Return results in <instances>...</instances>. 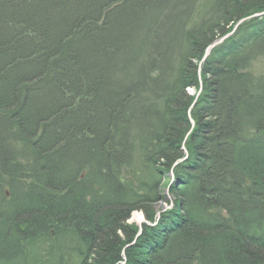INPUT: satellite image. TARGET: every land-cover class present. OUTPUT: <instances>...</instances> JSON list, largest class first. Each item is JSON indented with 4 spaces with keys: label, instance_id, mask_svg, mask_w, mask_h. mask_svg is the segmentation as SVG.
I'll return each mask as SVG.
<instances>
[{
    "label": "trees",
    "instance_id": "obj_1",
    "mask_svg": "<svg viewBox=\"0 0 264 264\" xmlns=\"http://www.w3.org/2000/svg\"><path fill=\"white\" fill-rule=\"evenodd\" d=\"M263 10L0 0V264H264Z\"/></svg>",
    "mask_w": 264,
    "mask_h": 264
},
{
    "label": "rangeland",
    "instance_id": "obj_2",
    "mask_svg": "<svg viewBox=\"0 0 264 264\" xmlns=\"http://www.w3.org/2000/svg\"><path fill=\"white\" fill-rule=\"evenodd\" d=\"M244 1H249V0H244ZM197 14V13H196ZM254 17H258V16H256V15H252V18H254ZM244 19V18H243ZM249 20H251V18H248L247 20H244V21H242L241 23H243V22H247V21H249ZM241 21V20H240ZM240 21L235 25V27H234V29L232 30V32L233 33H235L236 32V29L238 28V24L240 23ZM240 23V24H241ZM238 25V26H237ZM232 33V34H233ZM232 34H230V36L232 35ZM230 36L228 37V38H230ZM205 55H206V53H205ZM250 71H251V73H253L254 75H255V77H260V76H264V55L263 56H259V57H257L256 59H254V60H252V65H251V68H250ZM201 90H202V88L200 89V91H199V93H198V91H196V89H194V88H189L188 89V92L190 93V95H192V96H195V97H199L200 96V93H201ZM199 94V95H198ZM196 101H198V99L196 100ZM195 105V104H194ZM193 106V105H192ZM192 106L190 107L191 109H192V111H191V113L193 112V108H192ZM190 117H191V120H192V123H193V126L195 125V119L193 118V116L190 114ZM193 126L191 127V129H190V131H189V133H188V135L190 136L191 135V133H192V128H193ZM173 169V168H172ZM170 174V176L172 177V179H173V177H174V174H173V172H172V170H171V172L169 173ZM169 187H167L166 188V190H165V195L167 196V200L166 201H161L160 202V205L158 206L159 208H158V210H160V211H158V216L161 214V209H168L169 207H168V204L170 203V202H168V199H169V201H172L173 199H175L174 198V196H171L170 195V193H169V189H168ZM6 191H8L7 189H6ZM134 213H139V214H141L142 215V217H141V219L143 220V221H141V225L139 226L138 224V226L139 227H142L145 223H148V224H151L150 223V221H148V219L146 218V216H145V214H144V212L143 211H136V212H134ZM133 213V214H134ZM133 214H131V216L129 217V221H128V223H132V224H136L135 222H133L132 220H131V217H132V215ZM143 215H144V217H143Z\"/></svg>",
    "mask_w": 264,
    "mask_h": 264
},
{
    "label": "bare ground",
    "instance_id": "obj_3",
    "mask_svg": "<svg viewBox=\"0 0 264 264\" xmlns=\"http://www.w3.org/2000/svg\"><path fill=\"white\" fill-rule=\"evenodd\" d=\"M253 14L256 15V16H258V17H261L262 15H264V10L261 11V12L253 13ZM253 14H252V15H253ZM252 15H250L249 17H244V19L247 20L248 18H252ZM242 19H243V18H241V20H242ZM227 35H229V34H227ZM227 35L220 36L218 39H215L214 41H212L211 43H209L208 46H206V50H205L206 55H205L204 58H203L204 60H206V59L209 57V55L211 54L210 52H211L214 48H216L217 46H219V44L223 43V42L228 38ZM208 51H209V52H208ZM257 84H259L261 87H264V80L257 81ZM259 91H260V89H259ZM259 94H261V96H264V90H261ZM198 95H199V94H198ZM198 98H199V97L197 96L196 99H195V101H194V103H193V105L197 102L196 100H197ZM192 107H193V106H192ZM191 111H192V109H190V111H189L190 114H191ZM192 125H193V123H192ZM188 137H189V135L186 136V138L184 139L183 145L181 146V149H182L183 152H185V153H189L188 150H187V146H186ZM186 157H187V156H186ZM186 157H182L181 160H179V161L176 162V163H177V164H178L179 162L181 163V161L184 160ZM8 193H9V192H8ZM136 211H138V210H135L134 212H136ZM141 211H142V210H141ZM134 212H133V213H134ZM141 217H142L141 214H139V213H134V214L132 215V217H131V220L140 226V225H141V221H143V220L141 219ZM143 217H144V215H143Z\"/></svg>",
    "mask_w": 264,
    "mask_h": 264
},
{
    "label": "water",
    "instance_id": "obj_4",
    "mask_svg": "<svg viewBox=\"0 0 264 264\" xmlns=\"http://www.w3.org/2000/svg\"><path fill=\"white\" fill-rule=\"evenodd\" d=\"M245 19H242L241 21H240V23L242 22V21H244ZM240 23L238 24V25H240ZM237 25V26H238ZM230 34H232V33H230ZM230 34L229 35H227V37H229L230 36ZM209 52V51H208Z\"/></svg>",
    "mask_w": 264,
    "mask_h": 264
}]
</instances>
